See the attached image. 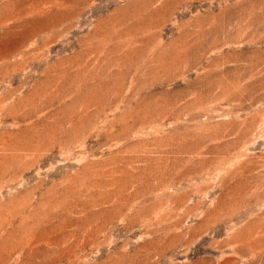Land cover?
Masks as SVG:
<instances>
[{
    "label": "rangeland",
    "instance_id": "1",
    "mask_svg": "<svg viewBox=\"0 0 264 264\" xmlns=\"http://www.w3.org/2000/svg\"><path fill=\"white\" fill-rule=\"evenodd\" d=\"M0 264H264V0H0Z\"/></svg>",
    "mask_w": 264,
    "mask_h": 264
}]
</instances>
